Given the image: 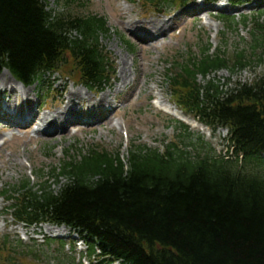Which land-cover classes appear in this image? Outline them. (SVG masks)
Instances as JSON below:
<instances>
[{
  "label": "trees",
  "instance_id": "1",
  "mask_svg": "<svg viewBox=\"0 0 264 264\" xmlns=\"http://www.w3.org/2000/svg\"><path fill=\"white\" fill-rule=\"evenodd\" d=\"M60 1L63 10L53 15L46 0H0V71L28 83L68 53L80 82L101 87L108 60L98 37L109 33L106 22L82 12L85 0ZM253 42L263 57L264 36ZM208 52L166 81L180 108L213 130L229 129L233 157L211 154L186 129L194 155L174 143L163 151L134 147L125 164L118 154L90 149L61 166L68 182L56 193H31L27 183L14 189L18 198L8 199L15 217L86 233L102 257L122 264H264V77L227 92L212 82L200 86L198 76L228 68L221 51ZM247 64L241 53L231 69Z\"/></svg>",
  "mask_w": 264,
  "mask_h": 264
},
{
  "label": "rangeland",
  "instance_id": "2",
  "mask_svg": "<svg viewBox=\"0 0 264 264\" xmlns=\"http://www.w3.org/2000/svg\"><path fill=\"white\" fill-rule=\"evenodd\" d=\"M192 2H195V0L188 1L189 4H192ZM46 3L48 4V9L59 11L55 0H47ZM168 4L170 5L168 6ZM206 5L213 6L211 3ZM148 6L144 7L141 3H133L130 0H87L86 10L104 17L111 30L110 36L101 39V45L110 56L111 66H113L114 75L111 76V80L95 96L94 90L89 92L86 89L88 87L78 85L75 81L66 79L62 74H56L46 80L47 86L45 89L42 87L41 90L33 91L35 88H27L21 92L22 89L18 88V93L16 92V97H12V101L17 99L16 101L20 103L21 95L24 97L28 95L32 100L34 109L38 104L36 101L41 99V105L44 110L38 116L40 120L44 119V117L47 118L48 115L53 116L60 107L58 104L60 97L63 96L61 97V100H63L65 92L71 89L78 90L81 94V99H86L82 101L83 109L86 111L95 112L98 108L95 106L91 108L85 101L89 99L95 101L102 95L108 96L107 102L112 106L111 108H116L117 110L112 115L110 113L107 120L100 125L94 123L89 127H69L70 129L67 127V133L63 135L36 136L27 127L14 131L13 138H4L5 144L0 148V192L18 185L26 178L36 182L33 179L35 172L43 170L46 173L51 168L58 167L65 160V156H71L77 152H85L90 147L100 148L110 153H118L124 159L132 145L162 148L165 144L175 140L182 147L188 146L185 137L182 138L184 135L180 137L181 130L179 126L171 122V120L177 119L163 111L164 105L162 103L170 102L164 85L165 62L180 61L188 53L197 55L199 48L205 45L206 41L210 44L211 49L215 50L219 47L221 39L226 42L225 52L227 57H231L235 50L248 48L244 43L249 41L248 33L241 26L234 31L225 32L221 21L219 23L218 20H205L204 14L201 15L202 12H206L209 15L211 11H208V9H204V11L195 16L196 21L194 22H191V18L189 21L186 16L181 17L183 19L181 22L178 18L172 21L169 12L164 14V10L170 12L173 10L175 12L180 11L179 8L169 2H162L157 7H154L157 8V12L151 5ZM194 8L204 7L195 5ZM190 9L188 8L187 10L189 11ZM260 9L264 10L262 4L252 9L251 5H247L245 1L241 0L240 4L236 6L223 11H216L213 14L216 16L235 17L239 21L243 15H255ZM197 11H200V9ZM199 16L200 20L198 19ZM154 19L161 21V28L162 30L164 29L157 35V43H155V40L151 41L150 45L137 42L130 34H141L139 29L134 27L135 24ZM170 22H176L177 26L171 29L169 26L172 23ZM216 23L219 24L217 29L209 26L214 25L216 27ZM190 27L193 28L190 29ZM163 33L164 35L160 37ZM222 34L225 35L223 36ZM144 35L147 36L146 39L149 36L147 34ZM163 37L164 39H160ZM122 72L127 73V77H130L129 81H124ZM258 76H264V60L261 65L255 64L252 69L239 70L234 73L221 71L213 79L218 82L217 84L224 87L236 82H251L253 78ZM3 77L10 79L9 75L4 73L2 74ZM35 94H37L38 98L35 97ZM7 99L3 97V100L6 101ZM47 107L48 109L46 110ZM46 111H48V114H43ZM186 117L187 119L190 118L191 121L197 122L190 116ZM107 121L112 122L108 124ZM178 121L189 128L192 133H198L203 136L204 142L210 143L217 153L222 155L225 153V142L223 139L225 132H218L212 135L204 127L200 131L198 129L200 127L197 125L198 122L195 123L189 120V124H187L181 120ZM192 125H197L198 128H193ZM4 128L5 131H0V137L7 136L6 125ZM5 207V203L0 199V245L5 236H8V241L22 240L24 250L29 248L37 250L34 255L40 259V264H54L55 254L53 255L46 248L38 246L45 244L43 237L54 236L55 238H63L62 242L66 245L63 255L68 257L70 261L74 264H88L85 261V259L88 260L85 247L77 244L75 249L72 248L73 242L76 241L74 236L69 237L65 230V232L60 229L56 230L52 226H49L50 231L46 230V227L40 230H25L22 227H13L9 218L5 216ZM48 231L55 235H49ZM65 233L66 235H64ZM55 249L56 245H53L51 250ZM15 250L19 253L17 249ZM59 261H64V259L62 258ZM56 263L59 264L60 262ZM14 264L36 263L27 259L21 260L17 258Z\"/></svg>",
  "mask_w": 264,
  "mask_h": 264
},
{
  "label": "bare ground",
  "instance_id": "3",
  "mask_svg": "<svg viewBox=\"0 0 264 264\" xmlns=\"http://www.w3.org/2000/svg\"><path fill=\"white\" fill-rule=\"evenodd\" d=\"M200 9V11H197ZM202 8H191L188 12L183 11V15L188 17L189 19L191 18V22L196 21L194 18L198 14H200ZM208 11L210 10L211 12L213 11L212 8H206ZM209 13V12H208ZM189 14L191 16H189ZM120 16V14H119ZM172 17V21L175 19H181V13L177 15H170ZM121 17V16H120ZM133 22V21H132ZM135 22V21H134ZM134 25V24H133ZM176 25V22H172V24L169 26L171 29H173ZM212 28L218 27L216 24V27L213 25H210ZM136 29H139L141 32L140 35H134V33H130L134 39H136L137 42L140 43H146V45H150L151 41L155 40V43H157V35L160 34L164 29L162 30L161 28V21L158 19H154L152 21H147V22H140L136 23L134 26ZM169 29V28H168ZM149 35L148 38L146 39V35ZM164 35L161 34L160 37ZM153 44V43H152ZM4 74L9 75L7 72H3ZM2 73V74H3ZM10 79H5V77L2 78V75H0V89L3 91V95L8 98L7 105L12 111L17 114L19 119L31 117V124L30 126L32 127V132L34 135H46V136H56L57 134L63 135L67 133V129L69 127L72 128H77L80 127V117L82 116H88L92 120L96 121V125H100L103 123L107 118L109 117V114L111 115L116 111V109H109V103L107 102V97L105 95H102L99 99H96L95 101H91V99L85 101L89 106L92 107H97V112H92L91 110H84L82 106V101L86 99H81V94L78 90H71L66 91L63 89L65 92V97L63 100H61V96L58 104L59 108L58 111L53 115H48L47 118L44 117V119H38L39 113L33 112V107H32V100L30 96L24 97L21 95V102L18 103L15 99V101H12V97H16V92H17V83L12 79V77L9 75ZM122 78H124V81H129L130 77H127L126 72H122ZM123 82V81H122ZM64 85V84H63ZM66 85V84H65ZM126 85V84H125ZM20 86V85H19ZM29 89V88H28ZM115 89V88H114ZM119 90V89H118ZM96 96V94L94 93ZM109 95V94H106ZM98 96V95H97ZM164 105V111L174 117H177L181 119L182 121L186 122L189 124V120L186 117H183L175 107L169 104H163ZM103 107V108H102ZM107 110V111H106ZM108 112V113H107ZM46 116V115H45ZM18 119V120H19ZM109 120V119H108ZM108 122V121H107ZM112 121H109L108 124H111ZM14 125L18 128L17 121L14 122ZM0 127H2L0 125ZM68 127V128H67ZM193 128H198L197 125H192ZM70 129V128H69ZM200 131L202 129L198 128ZM12 130V129H11ZM13 132V131H12ZM11 132V133H12ZM13 134V133H12ZM10 136V135H9ZM12 136V135H11Z\"/></svg>",
  "mask_w": 264,
  "mask_h": 264
}]
</instances>
